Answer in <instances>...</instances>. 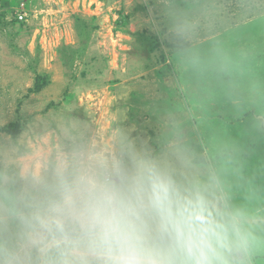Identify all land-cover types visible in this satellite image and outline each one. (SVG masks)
<instances>
[{"label":"rangeland","instance_id":"obj_1","mask_svg":"<svg viewBox=\"0 0 264 264\" xmlns=\"http://www.w3.org/2000/svg\"><path fill=\"white\" fill-rule=\"evenodd\" d=\"M121 144L264 214V0H0V185Z\"/></svg>","mask_w":264,"mask_h":264},{"label":"clouds","instance_id":"obj_2","mask_svg":"<svg viewBox=\"0 0 264 264\" xmlns=\"http://www.w3.org/2000/svg\"><path fill=\"white\" fill-rule=\"evenodd\" d=\"M199 20L185 17L178 37ZM121 144L0 185V264H252L264 214L232 203L218 176Z\"/></svg>","mask_w":264,"mask_h":264},{"label":"built area","instance_id":"obj_3","mask_svg":"<svg viewBox=\"0 0 264 264\" xmlns=\"http://www.w3.org/2000/svg\"><path fill=\"white\" fill-rule=\"evenodd\" d=\"M20 18H24V16L21 14V15H20Z\"/></svg>","mask_w":264,"mask_h":264}]
</instances>
